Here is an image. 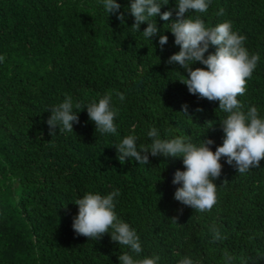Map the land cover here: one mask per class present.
I'll return each mask as SVG.
<instances>
[{
	"label": "trees",
	"instance_id": "16d2710c",
	"mask_svg": "<svg viewBox=\"0 0 264 264\" xmlns=\"http://www.w3.org/2000/svg\"><path fill=\"white\" fill-rule=\"evenodd\" d=\"M129 2L120 0L122 12ZM190 15L207 26L228 21L245 37L259 61L238 99L264 115V0H211L207 13ZM156 19L161 29L170 26ZM133 23L130 12L122 23L97 0H0V264H119L127 249L110 232L90 239L72 227L75 199L113 189L120 190L116 213L137 230L142 255L159 254L160 264H176L183 255L225 264L226 254L232 264H264V158L260 167L239 173L222 157L217 201L206 212L174 199L180 185L172 180L185 167L182 158L119 160L112 144L127 134L148 144L149 126L196 143L211 138L213 150L224 137L219 101L191 94L178 80L187 70L167 63L180 50L174 34L164 29L168 41L161 49L159 34L146 39ZM107 91L119 109V136L96 132L86 107L73 132L57 127L50 135L47 109L65 93L83 105ZM116 92L126 99L119 101ZM213 226L224 239L213 238Z\"/></svg>",
	"mask_w": 264,
	"mask_h": 264
},
{
	"label": "clouds",
	"instance_id": "9594fccd",
	"mask_svg": "<svg viewBox=\"0 0 264 264\" xmlns=\"http://www.w3.org/2000/svg\"><path fill=\"white\" fill-rule=\"evenodd\" d=\"M171 2L130 0L122 12L120 0H97L108 16L116 14L122 23L125 22V12H130L134 17L130 28L142 33L144 38L152 41L159 34L161 49L168 41L164 29L174 34L175 44L180 46V50L170 55L167 63L178 64L187 70L188 74H183L178 80L187 85L191 94L219 101L218 108L226 114L221 120L223 143L213 150L210 145L215 141L211 138L196 143L188 136L174 135L172 129L162 134L156 126H149L146 135L150 143L138 144V135L127 134L112 145L121 162L131 158L139 164H147L150 155L182 158L185 167L177 169L172 180L174 185H180L174 192V199L196 211L206 212L217 201L215 180L221 175L222 157H226L228 164L234 163L239 173L260 167L261 158H264V115L256 105L246 106L238 99L246 92L247 80L256 68L259 56L249 53L245 37L233 30L230 22L207 26L201 16L190 15L192 12L207 13L211 0H175L173 8L162 12V7ZM174 12L176 19H170ZM157 17L171 22L170 26L161 29ZM144 22H147V27L141 31ZM210 46H215L214 52L208 51ZM3 59L0 56V62ZM196 62L204 67L193 68ZM115 95L121 102L126 99L123 92H116ZM112 98L113 93L107 91L82 105L65 93L60 103L47 109L51 113L47 119L50 135L57 134V127L59 133L73 132L74 123H79V112L86 107L89 119L96 125V132L119 136L115 122L119 109L113 105ZM182 112L187 113V105ZM119 195V189L106 194L88 191L75 199L78 205V214L73 217L72 224L75 233L97 239L110 232L112 240L127 249L119 255V264H160L159 254L142 255L144 249L137 230L116 213V198ZM211 231L215 240L224 239L218 228L213 226ZM176 264L201 262L191 255H183ZM225 264H232V257L227 254Z\"/></svg>",
	"mask_w": 264,
	"mask_h": 264
}]
</instances>
